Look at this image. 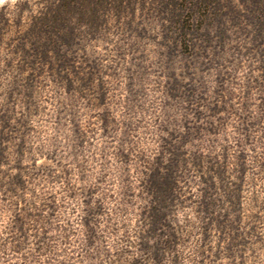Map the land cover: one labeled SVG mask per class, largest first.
Listing matches in <instances>:
<instances>
[{
	"label": "rangeland",
	"instance_id": "1",
	"mask_svg": "<svg viewBox=\"0 0 264 264\" xmlns=\"http://www.w3.org/2000/svg\"><path fill=\"white\" fill-rule=\"evenodd\" d=\"M42 2L0 0V264H157L154 210L160 264H264L261 14H65L54 78L14 53Z\"/></svg>",
	"mask_w": 264,
	"mask_h": 264
},
{
	"label": "trees",
	"instance_id": "2",
	"mask_svg": "<svg viewBox=\"0 0 264 264\" xmlns=\"http://www.w3.org/2000/svg\"><path fill=\"white\" fill-rule=\"evenodd\" d=\"M39 14L14 53L24 60L20 68L22 72L29 69L31 75H42V71L46 70L49 75L58 78L65 69V64H58L62 58L60 43L71 44L74 39V31L66 28L65 14H79L82 18L88 17V14H171L170 23L174 25L181 23L182 16L179 14H236L234 22L240 21V14H261L260 20L264 21V0H43ZM58 17L63 19L64 35L58 33ZM259 26L257 37L261 38L264 32L261 23ZM173 32L170 30L166 34V42L172 44L173 49L183 45L188 47L200 40L193 37L195 33L184 29L179 33ZM262 41L258 39L257 44L263 46ZM261 55L264 59V54ZM40 64L44 67L38 70ZM151 217L149 235L151 241L157 242L153 260L160 264L163 261L162 252L170 242L159 226L162 224L161 215L154 210Z\"/></svg>",
	"mask_w": 264,
	"mask_h": 264
}]
</instances>
